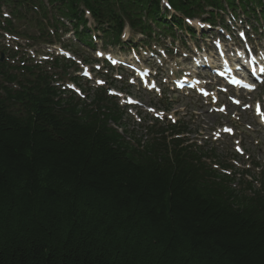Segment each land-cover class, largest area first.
<instances>
[{
	"label": "trees",
	"instance_id": "16d2710c",
	"mask_svg": "<svg viewBox=\"0 0 264 264\" xmlns=\"http://www.w3.org/2000/svg\"><path fill=\"white\" fill-rule=\"evenodd\" d=\"M57 95L0 99V264H264V185L249 196L195 152L138 150L109 127L122 114Z\"/></svg>",
	"mask_w": 264,
	"mask_h": 264
},
{
	"label": "rangeland",
	"instance_id": "374dc122",
	"mask_svg": "<svg viewBox=\"0 0 264 264\" xmlns=\"http://www.w3.org/2000/svg\"><path fill=\"white\" fill-rule=\"evenodd\" d=\"M262 92H264V88H263ZM135 96H138V99H140L145 104H149L150 101H153V104L154 105L156 103H159V100L158 99H154V97H152L151 95H147V94L137 95L136 94ZM257 98H261V95H258ZM174 102H175L174 105H176V106L173 108L172 114H175L176 113V117L179 120L181 118H183V116L185 115L183 108H188V109H194V110H196V112L198 113L199 119H196L195 120L194 126L192 124L191 129L194 130L195 133L197 134V135H195V137L196 136H199L200 137L199 139L201 141H204L203 140V137L201 136V132H204L207 127H209V128L211 126H214L215 127L218 124L227 121V119H225V118L209 115L207 109L204 112V109H203V107L201 105H198L197 103L192 102L191 100H185L183 98H178L177 101H174ZM198 108H200L203 113H200L199 110H198ZM247 117L250 120H252V118L249 115H247ZM185 120L186 121H190V118L187 116V117H185ZM238 125L239 126H242L243 129L245 128V124L242 125L241 123H239ZM130 129H134V126H133L132 123L130 124ZM198 129H201L200 133H198ZM211 129H213V128H211ZM137 131H138V134H142L143 133V129H139ZM252 134H254L253 136L255 138H257L258 140H260L261 145H263L262 148H264V139L262 137V134L260 132H255V133H252ZM205 136H209V133H206ZM137 138H139L138 135H137ZM243 139H244V136H243ZM211 147H213V145H211ZM214 147L218 149V151H217L218 155L220 154L221 156L225 157V159L228 158L230 152H229V146L226 143H224V144H218V145H215ZM248 148L251 149L252 151H255L256 157L261 160L262 164H264V155L261 156L262 150H260V148H255L253 145L252 146H248ZM259 156H261V157H259Z\"/></svg>",
	"mask_w": 264,
	"mask_h": 264
},
{
	"label": "snow or ice",
	"instance_id": "6c2138e0",
	"mask_svg": "<svg viewBox=\"0 0 264 264\" xmlns=\"http://www.w3.org/2000/svg\"><path fill=\"white\" fill-rule=\"evenodd\" d=\"M88 15H90V13L88 14ZM241 35H243V33H241ZM98 54H100V55H102V53H98ZM238 63H239V61H238ZM262 71H264V69H262ZM100 83H104V81H100ZM233 83H236V84H241V83H243L241 80H235V81H233ZM243 87H245V88H247V89H249V90H254V88H255V85L254 84H247V83H244L243 84ZM236 104H240V101L239 100H235L234 101ZM243 107H245V108H247V107H250V105H243ZM220 111H225V109H223V108H221V109H219ZM257 114L258 115H260L262 118H264V110H261L260 109V106L259 105H257ZM226 131H228V132H232V129H227ZM238 143V142H237ZM238 150H240V149H238Z\"/></svg>",
	"mask_w": 264,
	"mask_h": 264
},
{
	"label": "bare ground",
	"instance_id": "6f19581e",
	"mask_svg": "<svg viewBox=\"0 0 264 264\" xmlns=\"http://www.w3.org/2000/svg\"><path fill=\"white\" fill-rule=\"evenodd\" d=\"M170 24V23H169Z\"/></svg>",
	"mask_w": 264,
	"mask_h": 264
}]
</instances>
